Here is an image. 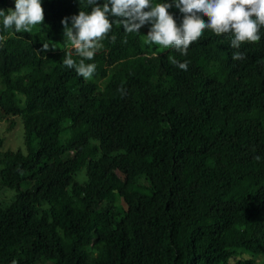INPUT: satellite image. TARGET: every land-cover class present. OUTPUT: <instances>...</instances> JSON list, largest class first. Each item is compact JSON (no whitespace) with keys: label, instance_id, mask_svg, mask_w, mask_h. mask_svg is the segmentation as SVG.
<instances>
[{"label":"trees","instance_id":"16d2710c","mask_svg":"<svg viewBox=\"0 0 264 264\" xmlns=\"http://www.w3.org/2000/svg\"><path fill=\"white\" fill-rule=\"evenodd\" d=\"M41 3L30 32L0 18V120L22 146L0 149V264H264V27L234 61L228 35L185 56L113 23L85 80L61 21L91 6Z\"/></svg>","mask_w":264,"mask_h":264},{"label":"clouds","instance_id":"9594fccd","mask_svg":"<svg viewBox=\"0 0 264 264\" xmlns=\"http://www.w3.org/2000/svg\"><path fill=\"white\" fill-rule=\"evenodd\" d=\"M87 4L91 10H80L78 15L72 16L71 26L69 18L61 21L64 40L70 46L64 51L62 63L85 80L91 79L96 70L95 63L86 61H92L103 48L102 41L108 37L113 23L121 25L126 33H139L141 27L150 24L146 43L174 48L185 56L189 46L198 41L206 29L216 35H228L234 61L245 58L239 50L241 44L258 42L261 27H264V0H172L155 4L152 0H106L102 5L98 0H87ZM173 6L182 14L179 25L168 11ZM110 17L118 19L113 21ZM0 18L5 30L14 27L17 33L30 32L43 24L41 0H15L14 9H0ZM4 39L0 36V42ZM111 39L114 42L115 35ZM43 50H48L47 44L43 45ZM74 55L78 59H74ZM169 60L181 70L188 68L187 61L180 62L174 57ZM120 91L124 93L122 88Z\"/></svg>","mask_w":264,"mask_h":264},{"label":"rangeland","instance_id":"374dc122","mask_svg":"<svg viewBox=\"0 0 264 264\" xmlns=\"http://www.w3.org/2000/svg\"><path fill=\"white\" fill-rule=\"evenodd\" d=\"M55 52H48L46 56H53ZM20 127V123H19ZM20 130L18 129V124H15L9 128H6V122L0 120V138H1V147L0 149H15L19 146V149H22L20 144ZM131 188L142 190L141 185L132 184ZM7 191H0V198L6 195ZM230 264H254L253 259L246 253H242L237 261L232 260Z\"/></svg>","mask_w":264,"mask_h":264}]
</instances>
